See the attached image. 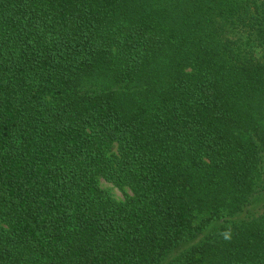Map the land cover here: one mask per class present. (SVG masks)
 I'll return each mask as SVG.
<instances>
[{"label":"trees","instance_id":"1","mask_svg":"<svg viewBox=\"0 0 264 264\" xmlns=\"http://www.w3.org/2000/svg\"><path fill=\"white\" fill-rule=\"evenodd\" d=\"M0 264H264V0H0Z\"/></svg>","mask_w":264,"mask_h":264},{"label":"rangeland","instance_id":"2","mask_svg":"<svg viewBox=\"0 0 264 264\" xmlns=\"http://www.w3.org/2000/svg\"><path fill=\"white\" fill-rule=\"evenodd\" d=\"M100 184L102 188L109 191L114 197L118 199H124L127 193H130V190L128 188H121L117 187L114 184L108 182L105 179L100 180ZM251 210H254L253 206H250Z\"/></svg>","mask_w":264,"mask_h":264}]
</instances>
